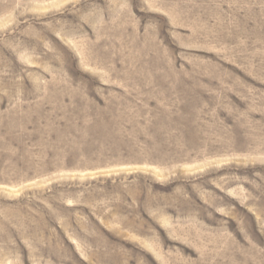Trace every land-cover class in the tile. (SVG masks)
I'll list each match as a JSON object with an SVG mask.
<instances>
[{"label":"rangeland","instance_id":"rangeland-1","mask_svg":"<svg viewBox=\"0 0 264 264\" xmlns=\"http://www.w3.org/2000/svg\"><path fill=\"white\" fill-rule=\"evenodd\" d=\"M0 264H264V0H0Z\"/></svg>","mask_w":264,"mask_h":264}]
</instances>
